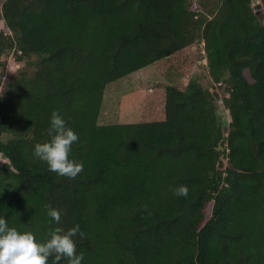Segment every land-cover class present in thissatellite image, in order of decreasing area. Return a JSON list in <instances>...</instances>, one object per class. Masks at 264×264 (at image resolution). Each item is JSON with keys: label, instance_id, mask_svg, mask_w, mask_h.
<instances>
[{"label": "trees", "instance_id": "obj_1", "mask_svg": "<svg viewBox=\"0 0 264 264\" xmlns=\"http://www.w3.org/2000/svg\"><path fill=\"white\" fill-rule=\"evenodd\" d=\"M0 16L11 227L46 239L78 224L82 264H264V18L252 0H4ZM193 45L211 87L167 86L162 121L98 124L109 84ZM6 57L21 67L7 73ZM53 110L79 136L75 179L34 155Z\"/></svg>", "mask_w": 264, "mask_h": 264}, {"label": "rangeland", "instance_id": "obj_2", "mask_svg": "<svg viewBox=\"0 0 264 264\" xmlns=\"http://www.w3.org/2000/svg\"><path fill=\"white\" fill-rule=\"evenodd\" d=\"M4 0H0V7ZM214 0H187L208 9ZM0 16V29L2 28ZM7 73L21 66L6 57ZM202 46L193 45L166 59L155 62L125 78L109 84L104 91L99 125L133 124L164 119V91L167 86L184 89L189 81L211 87L205 69ZM4 73L6 77L7 73ZM3 159L0 156V163Z\"/></svg>", "mask_w": 264, "mask_h": 264}, {"label": "clouds", "instance_id": "obj_3", "mask_svg": "<svg viewBox=\"0 0 264 264\" xmlns=\"http://www.w3.org/2000/svg\"><path fill=\"white\" fill-rule=\"evenodd\" d=\"M49 140L34 146L36 158L45 162L49 171L59 176L75 179L83 170V164L72 158V146L78 142V133L71 128L64 117L53 110L47 129ZM176 196L187 197L189 189L181 185L173 189ZM47 215L56 224L60 223L61 211L46 206ZM83 237L77 224L67 231L57 227L48 238L38 239L31 231H20L11 227L4 216H0V264H48L49 258L55 261L66 258L69 264H82L83 253H78L74 237Z\"/></svg>", "mask_w": 264, "mask_h": 264}, {"label": "water", "instance_id": "obj_4", "mask_svg": "<svg viewBox=\"0 0 264 264\" xmlns=\"http://www.w3.org/2000/svg\"><path fill=\"white\" fill-rule=\"evenodd\" d=\"M252 4H253L254 10L257 12L259 10V14H261V18H264V14L261 10V5H260L259 1L258 0H252Z\"/></svg>", "mask_w": 264, "mask_h": 264}]
</instances>
